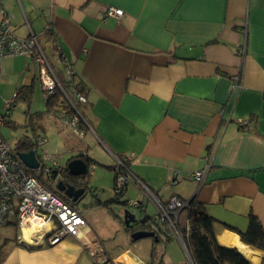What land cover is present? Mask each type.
<instances>
[{
	"label": "crops",
	"instance_id": "1",
	"mask_svg": "<svg viewBox=\"0 0 264 264\" xmlns=\"http://www.w3.org/2000/svg\"><path fill=\"white\" fill-rule=\"evenodd\" d=\"M108 5L121 8L122 16L106 17ZM3 14L17 37L37 36L66 88L60 59L70 62L71 80L86 98L76 102L86 125L81 140L61 105L47 112L53 129L50 138L40 132L42 148L58 156L61 175L54 185L42 181L73 203L57 189L60 180L73 184L61 171L70 175L67 163L85 162L82 154L93 162H85L87 187L73 205L86 222L80 234L54 245L29 244L11 234L9 222L0 226V264H193L182 238L170 234L152 257V239L132 240L125 230V208L97 205L117 194L118 160L160 201L194 198L214 219L220 245L264 264V251L239 234L251 215L264 230V0H0V19ZM24 86H31L30 99L40 95L46 112L32 60L23 54L2 59L0 95ZM96 165L110 172L104 173L109 186L93 184ZM205 165L197 182L192 173ZM85 174L72 176L76 187ZM124 198L137 218L156 213L135 181ZM134 200L140 208L130 205Z\"/></svg>",
	"mask_w": 264,
	"mask_h": 264
},
{
	"label": "built area",
	"instance_id": "2",
	"mask_svg": "<svg viewBox=\"0 0 264 264\" xmlns=\"http://www.w3.org/2000/svg\"><path fill=\"white\" fill-rule=\"evenodd\" d=\"M122 14L123 10L113 5H108L105 9L106 17L119 18ZM20 54L27 56L36 65L37 79L45 101L54 95L56 89L60 90L63 101L73 109V113L66 114L64 121L75 135L82 137L84 129L80 127L79 122L83 119L76 102L85 103L86 98L71 80L73 70L70 62L64 58L60 59L68 84L66 88L57 77L37 36L31 34L26 38L17 37L12 29L11 18L3 14L0 19V61ZM15 96L16 93L13 92L10 99L4 101L5 109L11 105ZM2 125L3 120L0 118V127ZM45 141L43 135L37 138L38 152L35 154L38 166L31 169L19 158L18 150L11 148L0 133V226L6 225L14 218L20 230V242L54 245L66 236H78L86 222L70 201L65 200L53 191L48 183L42 181L43 177L54 185L61 175L58 156L42 148ZM113 170L115 193L122 192L128 182L135 181L143 197L155 205L157 218L166 219L175 235L182 238L175 227L177 217L188 201L175 195L170 196L167 202L160 201L142 181L132 177L125 160H118ZM207 170L208 165H205L194 171L192 177L201 182ZM140 201H131L130 205L138 207Z\"/></svg>",
	"mask_w": 264,
	"mask_h": 264
},
{
	"label": "trees",
	"instance_id": "3",
	"mask_svg": "<svg viewBox=\"0 0 264 264\" xmlns=\"http://www.w3.org/2000/svg\"><path fill=\"white\" fill-rule=\"evenodd\" d=\"M46 33L48 36L52 35L50 29H48ZM77 88H79V85H77ZM80 89L81 88H79V90ZM15 93L16 96L14 101L8 108H4L6 112L11 109L17 99L26 100L30 103L31 86L21 87L17 89ZM59 105L62 106L65 114L68 115L73 113V109L63 101L60 90L56 89L54 95L45 101V111L53 112ZM6 112L0 116L3 120V124L16 126L13 121L8 119ZM79 123L80 127L85 130V120H80ZM36 141L37 139L35 141H31L27 138L20 139L17 142L16 150L28 151L33 149L37 154ZM79 156L84 157L83 159L86 163L93 162V160L83 154ZM61 172L66 181H72L73 184H75L76 177L68 175L65 168ZM88 177L89 172H86V174L81 177L82 179L86 178L85 182L79 184L83 188L87 187ZM125 187L122 192L114 194L106 201L97 202V205L104 206L110 210L113 209L112 207L114 205L128 209V200L124 198ZM72 205L75 204L72 203ZM141 205L142 204H139L138 208H140ZM183 211H185L184 220L179 221V214L175 230L181 235L189 258L192 260L193 264H252L251 261L236 248L225 247L218 243L214 232V219L203 210V207L194 198L188 201L187 206L182 212ZM157 216V213L152 215L144 213L141 217L137 218L129 228L124 227L130 234L136 230H145L153 233V236L150 237L153 241L152 257L156 255L158 243L167 242L173 235L175 236L174 231L168 225V221H166V219L157 218ZM239 234L244 243L264 251V230L260 221L255 216L251 215L249 217L246 230Z\"/></svg>",
	"mask_w": 264,
	"mask_h": 264
},
{
	"label": "rangeland",
	"instance_id": "4",
	"mask_svg": "<svg viewBox=\"0 0 264 264\" xmlns=\"http://www.w3.org/2000/svg\"><path fill=\"white\" fill-rule=\"evenodd\" d=\"M48 57H49L50 61L52 63H54L53 59L49 55H48ZM10 96H11L10 93L7 96L0 95V116L6 112L4 109V101L6 99L9 100ZM63 105H65V104H63ZM77 105L79 107V104H77ZM43 106H44L43 101H42L40 95H38V94H35L34 97L31 96L30 103H28L26 100H22V99L15 100L14 105L11 107L10 110H8L6 112V114L8 115L7 116L8 119L10 121H13L16 126L3 124L0 127L1 135L3 136V138L6 140V142L8 143V145L11 148L17 149V142L20 139L27 138L31 141H35L38 138V136L40 135V132L42 130H46L47 136L49 138L51 137V133H52L51 130L53 129L52 118L47 114V112H44V110L42 109ZM35 108L41 109L40 115H38V113L35 112ZM69 130L71 131L70 128H69ZM71 133L73 134L72 131H71ZM73 136L76 137L77 141L81 140L80 137H77V135L75 136L73 134ZM62 161H65V160L62 159ZM93 167L95 168L94 172L92 173L93 184L96 183L99 185V187H101V186L104 187V184L105 185L108 184L107 183L108 181H106V178L108 176H106V175L107 174L109 175L110 172L108 170H104L105 168L100 167L99 165H96ZM92 168L90 167V171L92 170ZM104 173H107V174L104 175ZM108 186H109V184H108ZM51 188L53 190H56L55 187H51ZM91 196H93V194L90 192L89 194H87L85 196L84 200L82 199V201L79 203V207L81 208V211L86 210L85 204L88 202L87 201L88 199H91ZM129 196H132V195L129 193ZM132 210L138 216L137 210H135L133 208H132ZM184 217H185L184 214L180 213L179 221H183ZM6 228H8L10 230L11 234H13V235L15 234L16 237L20 234V230H19L18 226L16 225L14 218L10 219V223L8 226H6ZM181 252H182V255L184 256V254H185V253H183L184 250H182ZM177 256H178V253H177Z\"/></svg>",
	"mask_w": 264,
	"mask_h": 264
},
{
	"label": "water",
	"instance_id": "5",
	"mask_svg": "<svg viewBox=\"0 0 264 264\" xmlns=\"http://www.w3.org/2000/svg\"><path fill=\"white\" fill-rule=\"evenodd\" d=\"M17 155L22 160V162L31 169H34L38 166V161L36 158L35 151L30 149L28 151H17ZM67 171L71 176H81L86 172V164L82 159H72L66 165ZM57 189L59 191H63L68 199H70L73 203L79 202L84 194L83 187H76V185L71 183H65L63 181H59L57 183ZM137 220V216L135 213L125 208L123 210V224L125 227L129 228L135 221ZM132 240H139L146 237H152L153 233L145 230H136L130 234ZM137 264H143L142 262Z\"/></svg>",
	"mask_w": 264,
	"mask_h": 264
}]
</instances>
